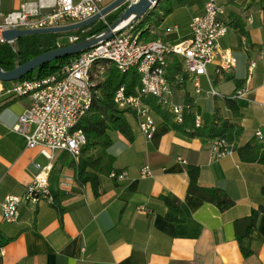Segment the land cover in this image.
<instances>
[{
	"label": "crops",
	"instance_id": "1",
	"mask_svg": "<svg viewBox=\"0 0 264 264\" xmlns=\"http://www.w3.org/2000/svg\"><path fill=\"white\" fill-rule=\"evenodd\" d=\"M36 1L1 0L0 11H17L22 3ZM113 1L106 0L107 5ZM216 1L225 8L223 19L228 26L220 47L231 51L234 67L217 72L218 60L208 65L206 75L196 76L199 93L192 77L181 69L172 82L168 69V80L172 100L192 106L199 115L200 126L194 129L210 127L216 117L240 128L232 155L215 159L212 139L190 137L186 133L193 129L175 130L154 112L156 130L147 140L135 116L127 114L134 140L127 143L110 132L107 150L112 170L125 173L122 181L99 174L95 191L90 183L79 184L69 156L57 153L50 187L58 193L55 204H21L17 222L5 223L1 216L4 198L23 196L48 162L39 149L27 148L24 138L13 131L30 99L19 98L1 108L9 95L8 84H0V264H264V214L250 233L253 254L248 258L239 249L234 229L236 220L264 204V145L254 138V131L264 123V0H238L234 5ZM199 11L195 6L174 4L157 28L158 40L187 39L189 23ZM169 18L172 21L166 25ZM250 63L255 67L247 81ZM242 89L246 95L236 97ZM237 105L240 117L234 118ZM189 164L199 167L201 186L228 196L233 202L229 209L220 211L187 193ZM144 166L151 169V178L140 177ZM66 177L70 180L65 190L60 183ZM165 196L179 200L183 223L166 221V207L160 199Z\"/></svg>",
	"mask_w": 264,
	"mask_h": 264
},
{
	"label": "built area",
	"instance_id": "2",
	"mask_svg": "<svg viewBox=\"0 0 264 264\" xmlns=\"http://www.w3.org/2000/svg\"><path fill=\"white\" fill-rule=\"evenodd\" d=\"M1 2V0H0ZM106 0H37L24 2L17 11H0V35L6 30H35L73 25L86 21L106 7ZM225 8L216 0H206L203 8L189 23V37L176 43L161 40L143 41L140 33L130 28L101 42L80 54L58 73L43 79L16 83L6 94L30 99V106L22 113L13 131L21 135L29 149H39L48 164L38 171L25 194L21 197L6 196L1 203V216L5 223H16L19 206L41 202L53 204L51 194L52 163L57 153H65L77 165L86 137L79 127L81 120L93 103V75L102 74L113 65L121 74L136 69L140 75V88L136 96H127L119 88L113 102L119 110L133 114L141 134L150 140L156 130L153 111L143 101L154 99L156 105L167 112L172 122L181 125L185 114L192 113L195 128L200 126V117L190 105L176 104L172 100V85L168 80V69L173 59H180L181 71L192 77L196 93L200 92L198 75H206L207 66L218 60L217 72L229 71L234 67L230 50L220 47V39L227 34L228 26L223 17ZM106 17L100 20L105 23ZM99 20V21H100ZM78 37L68 36L69 44ZM0 43H5L0 41ZM10 44V43H8ZM264 57V50L262 52ZM255 67L248 66V77ZM214 94L213 91H211ZM246 95V89L237 92L236 97ZM254 138L264 145V123L254 131ZM212 155L221 159L234 153V144L221 137L211 141ZM76 178V169H74ZM141 178H151V169H140ZM111 180L122 181L125 173L111 172ZM65 178L60 187H68ZM3 251L0 248V257Z\"/></svg>",
	"mask_w": 264,
	"mask_h": 264
},
{
	"label": "trees",
	"instance_id": "3",
	"mask_svg": "<svg viewBox=\"0 0 264 264\" xmlns=\"http://www.w3.org/2000/svg\"><path fill=\"white\" fill-rule=\"evenodd\" d=\"M237 1L238 0H228V3L234 5ZM205 2L206 0H159L154 9L149 10L140 20L134 23L130 29L133 30L134 33H140L143 41L158 40L159 37L157 35H153L151 39L147 38L149 26L158 28L164 19L172 13L173 4L187 7L195 6L198 10H201ZM126 8L127 6H123L112 14H109L105 19V23L100 21L89 26L87 32H83L85 29H82L69 33L68 36L73 35L78 37V42L91 36L98 35L102 33L107 26L112 24ZM63 35L64 34L29 36L18 39L10 44L0 43V69L4 72L12 71L37 56L70 45L67 41L63 45L58 44V39ZM86 51L87 50L77 55H72L45 64L23 76L15 83L43 79L54 75ZM180 69V62L178 60H173L169 68L171 82L173 80L172 77L180 72ZM121 87L124 88L127 96H136L137 90L140 88V75L136 69H131L121 74L113 65H110L102 74L101 80L97 81L93 87V103L91 109L83 117L79 125L85 134L86 144L81 151V156L77 165L69 159V166L76 169V181L79 184L90 183L95 191L99 174L117 173L112 170L113 159L107 154V150L111 145L110 132L117 133V135L127 143H131L134 140L133 133L126 119V115L130 113L119 110L113 102L116 91ZM18 99L19 97L13 95L9 96L2 102L1 108ZM143 101L151 108L156 116L160 117L164 123L173 129L181 130L185 133V129H193V132L186 133L190 137H206L209 139L221 137L227 143L232 144L240 135V128L238 126L230 124L219 117H216V122L210 127L197 130L194 129L192 113H187L185 114L184 122L181 125H176L172 122L171 116L156 105L154 99L146 98ZM238 110L239 105L233 108L234 118L240 117ZM187 176V193L189 195L217 206L220 211H225L233 205V202L223 192L217 189L203 187L198 183L199 167L196 164H189L187 166ZM51 194L53 196V201L56 202L58 198L57 191L52 189ZM262 195L264 198V187L262 188ZM160 199L166 207L165 219L167 222L176 225L185 221V215L176 197L165 196ZM260 214H264V204L258 209L253 210L248 217L236 220L234 223L235 237L244 258H248L253 254L250 233L256 227Z\"/></svg>",
	"mask_w": 264,
	"mask_h": 264
},
{
	"label": "water",
	"instance_id": "4",
	"mask_svg": "<svg viewBox=\"0 0 264 264\" xmlns=\"http://www.w3.org/2000/svg\"><path fill=\"white\" fill-rule=\"evenodd\" d=\"M159 0H115L104 7L98 14L81 23L35 30H6L0 35V41L13 43L23 37L45 36L49 34H67L87 28L98 22L101 18L112 14L127 2V8L122 14L100 34L83 39L76 43L60 47L56 50L44 53L32 60L18 66L16 69L4 72L0 69V83H13L35 69L53 61L77 55L82 51L89 50L101 42L109 41L113 36L129 29L134 23L140 20L149 10L153 9Z\"/></svg>",
	"mask_w": 264,
	"mask_h": 264
},
{
	"label": "rangeland",
	"instance_id": "5",
	"mask_svg": "<svg viewBox=\"0 0 264 264\" xmlns=\"http://www.w3.org/2000/svg\"><path fill=\"white\" fill-rule=\"evenodd\" d=\"M129 3H130V2H127V3L124 4L123 6H127ZM173 5H174V4H173ZM123 6H122V7H123ZM153 9H154V8H153ZM171 19H172V18H171ZM171 19L169 18V19L166 21V25L171 23V21H172ZM68 35H69V33L64 34L62 37H60V38L58 39V44H59V45H63V44H65L66 41H67V36H68ZM153 35H157V36L159 37V39H160L159 32H158L157 28L149 26V34H148L147 38H148V39H151ZM144 37H145V36H144ZM107 69H108V68H106L105 70H107ZM93 75H95V76H94V80L96 81V83H97V81L101 80V78H100L99 76H96V72H95ZM96 83H95V84H96ZM0 84H2V83H0ZM6 84H8V85L6 86V89H9V88L13 87L14 85H16L15 82H13V83H6Z\"/></svg>",
	"mask_w": 264,
	"mask_h": 264
}]
</instances>
